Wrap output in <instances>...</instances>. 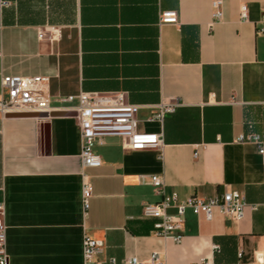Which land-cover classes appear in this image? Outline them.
Returning a JSON list of instances; mask_svg holds the SVG:
<instances>
[{"label":"crops","instance_id":"crops-1","mask_svg":"<svg viewBox=\"0 0 264 264\" xmlns=\"http://www.w3.org/2000/svg\"><path fill=\"white\" fill-rule=\"evenodd\" d=\"M7 1L0 92L3 75L40 76L51 96L49 112L0 116L10 264H83L85 235L105 244L97 261L159 252L168 264H264V143L238 140L264 137V0H222L219 20L215 0ZM166 12L176 21L165 22ZM117 91L138 107V131L162 135V146L126 150L107 136L94 146L102 166L84 169L78 101L59 99ZM171 99L181 106L151 121ZM83 173L92 183L87 209ZM154 175L180 201L238 190L244 218L188 211L181 244L156 236L142 213L161 200Z\"/></svg>","mask_w":264,"mask_h":264},{"label":"built area","instance_id":"built-area-1","mask_svg":"<svg viewBox=\"0 0 264 264\" xmlns=\"http://www.w3.org/2000/svg\"><path fill=\"white\" fill-rule=\"evenodd\" d=\"M10 5L7 0H0V9ZM222 0L213 3V17L222 18ZM241 18L246 19V9L243 8ZM165 22H175L176 14H163ZM264 22V14H263ZM264 33V28L260 29ZM43 36V33L40 34ZM47 77L2 76L0 92V116L36 114L50 111L51 96L47 91ZM63 103L78 101L75 107V117L82 135L81 160L83 168H98L102 166L101 157L95 153L96 142L102 143L107 136H117L123 141L126 150L160 148L163 143L162 135L140 133L139 120L136 112L138 107L128 102L125 92L110 93L81 92L78 96H66L59 99ZM181 106L179 99H171L157 105L150 117L151 121L163 120L165 115L173 113ZM239 141H254L259 145L264 143L260 135H242ZM155 192L161 196L157 203L143 205V217L154 219V234L179 245L184 239L185 215L188 211L196 215H203L212 220L215 212L227 216L231 222L239 223L244 218V209L248 205L242 192L231 189L213 197L189 196L180 201L176 193L168 194L161 176L154 175L150 179ZM92 196V183L89 175L83 173L82 200L84 208L88 207V200ZM175 209V213H170ZM105 244L101 240L88 235L83 237V264H168L166 257L154 252L146 260L137 257H127L123 260L110 257L105 261H97L98 255L104 250ZM214 250L219 248L213 246ZM0 264H10L7 252V226L4 221V207L0 205ZM203 264H207L204 262Z\"/></svg>","mask_w":264,"mask_h":264}]
</instances>
